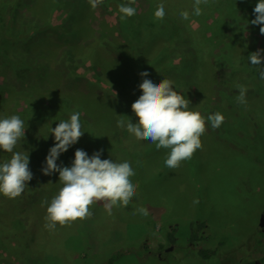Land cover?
Returning a JSON list of instances; mask_svg holds the SVG:
<instances>
[{
	"label": "rangeland",
	"instance_id": "374dc122",
	"mask_svg": "<svg viewBox=\"0 0 264 264\" xmlns=\"http://www.w3.org/2000/svg\"><path fill=\"white\" fill-rule=\"evenodd\" d=\"M78 1L0 0V20L5 25L0 29V38L12 36L14 42L8 59L4 60L0 53L5 84L15 91L21 82L37 80L33 83L37 85L39 77L48 71L46 78L54 80L51 84L54 96L49 99L51 102L43 98L44 107L57 106L64 97H69L68 93L72 94L71 98L97 99L117 107L116 89L89 83L87 78L95 79L92 75L100 72L96 68L90 70L89 63L78 67L80 61L73 53L86 52L93 46L106 63L114 65L115 73L120 71L119 64L128 71L133 62L125 61L126 58L102 41L106 34L123 42L120 20L106 9L103 0L96 9L84 0L87 12H81L77 24L85 19L88 29L80 31V36L70 34ZM122 3L127 4L128 0ZM134 6L145 11L146 0H136ZM224 22L234 23L228 17ZM238 25L246 31L243 45L252 38L251 29L258 26L243 21ZM7 26L12 28L13 35L5 33ZM40 40L42 43L37 42ZM31 42L36 47L43 44V50H27ZM231 43H234L231 49L238 53L245 51L230 37L213 46H204L205 71L199 80L202 87L195 92L185 88L191 102L189 110L200 112L206 121L201 149L178 168L169 169L164 163L168 150L157 149L155 143L142 145L139 141L143 140L127 132L132 148L121 139L122 147L128 152L122 156L124 152L117 154L115 150L120 142L111 132L109 140L102 141L104 154L112 151L115 156L108 159L131 162L136 172L132 180L139 185L137 195L127 207H113L111 215L105 211L103 202H96L90 206L91 218L74 221L70 227L57 226L54 231L44 227L47 205L42 207V203L50 202L58 193L60 186L52 185L55 182L33 193H22L19 203L0 195V264H264V227L258 225L264 215V80L260 81L263 85L260 90L246 87V110H242L240 103L233 101L239 95L238 79H248L250 85L254 81L242 69L233 76L226 68L220 52ZM19 58H25L24 63L13 68L2 63ZM163 76L172 80L175 71L165 70ZM233 80L236 85H232ZM174 90L180 93L179 88ZM216 112L225 121L213 129L207 117ZM116 135L122 136L117 128ZM70 149L66 152L68 156L73 153ZM140 149L145 151L143 156L139 155ZM28 152L32 154L31 150ZM59 159L60 156L57 164L62 165L63 159L62 162ZM70 161H66V166L69 167ZM39 184L45 186L50 182L39 181ZM141 206L148 210V216L136 213ZM197 222L205 224L199 233L204 237L202 247L216 250L208 261L192 253L193 247L188 243L191 225ZM170 230L176 238L175 244H169L165 238ZM158 243L164 245L163 250H157Z\"/></svg>",
	"mask_w": 264,
	"mask_h": 264
},
{
	"label": "trees",
	"instance_id": "16d2710c",
	"mask_svg": "<svg viewBox=\"0 0 264 264\" xmlns=\"http://www.w3.org/2000/svg\"><path fill=\"white\" fill-rule=\"evenodd\" d=\"M122 1L103 0V4L108 11L118 16L123 42L118 41L114 37L110 38L106 34L103 35L102 41L122 55L123 58H126L125 61L133 62V67H130L126 71L122 70L121 68L123 67L119 64L120 71L115 73L113 69L114 65L106 63L102 59V56L98 55L93 49V46L88 47L86 52L76 50L73 53L74 58L80 61V64H77L78 67L89 63L90 70L91 68H96L100 72V75H92L95 79L87 78L89 83L95 86H98V84L103 87L111 86L116 89V97L119 102L117 107L119 109L112 103H102L100 100L97 101V99L95 101L85 97L77 99L71 98V93H68L70 98L64 97L57 106L44 107L42 103L43 98H47L49 102V99L54 96L51 92V88L53 87L51 84H53L54 80H49V76L48 79L46 78L48 71L43 72L39 77L37 85H34L37 80L35 83L21 82L19 88L17 87L15 91L13 87L5 84L3 72L0 70V118L18 115L24 120L26 129L25 137L17 144L15 150L26 152L31 150L32 152V154L28 153L30 161L29 168L33 174V179L28 182V188L24 192L28 191L29 193H33L37 189L48 187L53 182L55 184L52 185H59L61 187L57 173H53L51 176H45L42 174L41 169L45 164L49 149L54 146V142L50 143L53 137L50 132L51 128H55L57 123L62 120L70 119L71 114L74 112L81 114L80 122L82 124V131L85 133L76 144L71 146L70 151L72 152L73 150V153L70 156L66 152L60 155L61 161L59 159V162H62L63 159L62 166H66V161L71 160L70 162L72 163L77 149L84 150L89 156L94 152L102 150L101 159L106 153L111 152V155H106L104 159H108L109 157L113 158L115 153L112 151L104 154L106 148L102 143L105 139L109 140L111 132H114L116 141L120 142V147H115L117 154L124 152L122 156H127L128 152L122 147L121 139L126 140L130 148H132V140L128 138L126 128H118L117 121L121 118L126 119V117H122L123 115L131 117L132 123H138V118L132 116V110L128 107H131L139 96L142 95V92L139 90L142 78L139 74L147 71L149 73L148 79L154 83H160L164 78L170 79L163 76L165 70L175 71L174 78L172 80L170 79L173 81V87L174 89L179 88V94L184 95L189 100L190 98L186 95L185 88H191L194 91L202 87L199 80L200 77H203L205 71L203 69L205 62V50L203 47L213 46L215 42L229 37L231 41L238 42L241 46L243 34L246 31L238 24L242 21L250 23L251 20L255 19L253 11L258 2V0H210L209 5H201L203 10L202 15H190L189 20H183L180 12L187 10L191 14L196 0H146L147 9L145 11L136 7V15L126 20H121L118 6L123 4ZM160 3L165 4L167 15L163 21L157 22L154 18V12ZM86 6L84 0L78 1L76 19L70 23L68 33L80 36V31H87L88 23H85V19L84 21L81 20L82 23L77 24V19L82 16L81 12H87ZM132 6L135 7L134 5ZM238 12L242 13L240 14ZM227 17L234 21V23L229 24L228 22H224V19ZM46 22L50 24L48 21ZM4 26L3 20H0V29L4 28ZM7 27V29L5 28V33L7 32L13 35L12 28ZM259 27L251 29L250 37L252 36V38L250 41H246L241 47L242 49L245 48V51L242 50L238 53V51L231 49L234 46V43H231L228 48H222L220 52L226 68L231 70L230 72H232L233 76L240 69L249 75L254 81L252 85L248 84V79H238V81L239 84L249 87L252 90L256 88L260 90V87L263 86L260 85V81L263 80L259 78L258 73L252 68L250 61L247 59L250 53L258 49H264V35L260 34ZM227 32H229V37ZM12 38V36L9 39L0 38V53L4 57V60L11 52V44H14ZM152 40L156 43L152 42ZM37 42L42 43V40ZM37 45L38 47L31 42L27 50H33V52L37 48L43 50V44L41 46L39 44ZM24 61L25 58L23 60L19 58L10 61L11 63L6 61L2 63H5L4 66L7 65L13 68V66H19ZM12 63H16V65ZM232 82V85H234V80ZM39 86H43L42 89L45 86L46 88L40 92L41 88ZM194 92L191 93L192 97ZM233 101H236V97L233 98ZM239 106L242 110H246L245 104H240ZM116 128L122 133L121 137L116 135ZM139 142L142 145L143 142H147L149 145L153 144L149 140ZM141 149L139 155L143 156L145 151ZM139 155L137 154V156ZM10 156L11 154L0 150V162L9 159ZM71 163H69V167ZM39 181H49L50 184L43 186V184H39ZM15 199L17 203L21 202L19 197ZM10 203L12 205L14 204L13 202ZM204 227L205 224L203 222L192 224L188 243L193 247L192 253L196 254L202 261H208V259L215 255L216 250H208L202 247L204 237L199 233ZM165 238L169 244L176 243V238L173 236L171 230L166 233ZM163 247L164 245L161 243L157 244L158 251L163 250ZM157 256L159 257V255ZM157 256L156 258H158ZM249 264H254V262Z\"/></svg>",
	"mask_w": 264,
	"mask_h": 264
},
{
	"label": "clouds",
	"instance_id": "9594fccd",
	"mask_svg": "<svg viewBox=\"0 0 264 264\" xmlns=\"http://www.w3.org/2000/svg\"><path fill=\"white\" fill-rule=\"evenodd\" d=\"M101 2L88 0L92 9H96ZM135 3L136 0H128L127 4L118 6L121 20L136 15L137 9L132 6ZM209 4L210 0H196L192 13L185 10L180 12V16L183 20H189L190 15L200 16L203 14L201 5ZM253 14L255 19L250 23L260 26V34L264 35V0H258ZM166 15L165 4H158L154 12L155 21H163ZM262 54L264 49H258L250 53L247 59L259 78L264 80ZM139 75L142 78L139 85L142 95L131 106L138 123H132L131 117L122 115L126 119L118 120L117 126L126 128L137 140H149L155 143L157 149L168 150L164 163L169 169H176L182 161L190 159L196 150L202 148L201 137L206 132V121L200 112L189 110L191 102L174 90L173 81L164 78L160 83H154L147 78V71ZM237 88V102L247 104L246 86L237 85ZM80 115L74 112L70 119L58 122L50 130L55 142L49 149L41 171L45 176L58 173L61 187L50 202L42 203V207L47 205L44 227L49 231H54L57 226L70 227L74 221L91 218L90 206L96 202H103L105 211L111 215L113 207H127L137 195L139 185L132 180L136 172L131 162L102 160V150L89 156L84 150L77 149L70 167L57 164L59 156L85 133L82 131ZM207 121L213 129H217L224 123L225 117L216 112L209 115ZM25 131V122L20 116L0 118V150L11 154L9 159L0 162V194L8 199L20 197L33 179L29 153L15 150L24 139ZM136 213L145 217L149 215L142 206L136 209Z\"/></svg>",
	"mask_w": 264,
	"mask_h": 264
},
{
	"label": "water",
	"instance_id": "95a60500",
	"mask_svg": "<svg viewBox=\"0 0 264 264\" xmlns=\"http://www.w3.org/2000/svg\"><path fill=\"white\" fill-rule=\"evenodd\" d=\"M259 227L263 228L264 227V215H261L260 221H259Z\"/></svg>",
	"mask_w": 264,
	"mask_h": 264
}]
</instances>
